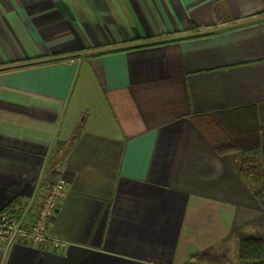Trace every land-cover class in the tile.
<instances>
[{
	"label": "crops",
	"instance_id": "obj_1",
	"mask_svg": "<svg viewBox=\"0 0 264 264\" xmlns=\"http://www.w3.org/2000/svg\"><path fill=\"white\" fill-rule=\"evenodd\" d=\"M262 15L264 0H0V67L54 60L0 72V213L66 182L49 223L66 245H4L0 264H240L264 211L240 154L191 117L264 105V20L238 24Z\"/></svg>",
	"mask_w": 264,
	"mask_h": 264
},
{
	"label": "trees",
	"instance_id": "obj_2",
	"mask_svg": "<svg viewBox=\"0 0 264 264\" xmlns=\"http://www.w3.org/2000/svg\"><path fill=\"white\" fill-rule=\"evenodd\" d=\"M264 20V15L238 23L246 24ZM189 30L200 34L195 26ZM212 32L202 33L211 35ZM53 59L21 63L0 67V72L14 70L37 63L52 62ZM264 105L239 107L230 110L214 111L193 115L195 127L222 156L238 152L241 160L236 168L237 174L248 187L253 197L264 211ZM243 109H251L243 112ZM10 210V208H7ZM264 223V216L262 219ZM264 226V225H263ZM240 264H264V233L240 237L238 241Z\"/></svg>",
	"mask_w": 264,
	"mask_h": 264
},
{
	"label": "built area",
	"instance_id": "obj_3",
	"mask_svg": "<svg viewBox=\"0 0 264 264\" xmlns=\"http://www.w3.org/2000/svg\"><path fill=\"white\" fill-rule=\"evenodd\" d=\"M64 179L48 183L40 200L20 216L0 213V248L11 243L59 249L66 245L61 237L49 230L59 196L65 186ZM30 212L32 215H30Z\"/></svg>",
	"mask_w": 264,
	"mask_h": 264
},
{
	"label": "water",
	"instance_id": "obj_4",
	"mask_svg": "<svg viewBox=\"0 0 264 264\" xmlns=\"http://www.w3.org/2000/svg\"><path fill=\"white\" fill-rule=\"evenodd\" d=\"M256 264H259V263H256Z\"/></svg>",
	"mask_w": 264,
	"mask_h": 264
}]
</instances>
